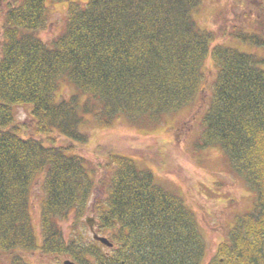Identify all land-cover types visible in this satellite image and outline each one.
I'll use <instances>...</instances> for the list:
<instances>
[{"label": "trees", "instance_id": "trees-1", "mask_svg": "<svg viewBox=\"0 0 264 264\" xmlns=\"http://www.w3.org/2000/svg\"><path fill=\"white\" fill-rule=\"evenodd\" d=\"M48 1L10 3L2 14L0 264H35L23 253L37 247L81 264H264V56L215 43L216 32L195 17L207 0H68L63 29L46 40ZM258 24L263 30L264 19ZM232 37L264 45L245 29ZM207 62L214 78L204 101ZM65 84L73 88L67 96ZM201 101L193 119L201 145L220 147L254 194L210 259L194 210L150 167L112 152L97 178L105 164L75 145L89 141L93 124L156 126ZM25 104L31 121H17ZM36 185L43 191L40 246L31 215ZM97 186L104 196L91 201ZM87 212L112 247L79 230L66 237L63 223L74 219L77 228Z\"/></svg>", "mask_w": 264, "mask_h": 264}, {"label": "rangeland", "instance_id": "rangeland-1", "mask_svg": "<svg viewBox=\"0 0 264 264\" xmlns=\"http://www.w3.org/2000/svg\"><path fill=\"white\" fill-rule=\"evenodd\" d=\"M20 1L0 0V46L3 39L1 27L3 10L8 4H18ZM261 1L207 0L205 5L195 13V17L202 27L216 32L215 43L239 45L238 47L243 50L264 56V45L257 48L254 44H242L233 37L231 39V34L245 29L259 34L264 43V29L262 30L258 24L259 20L264 19L262 14L264 9L261 7L264 0ZM68 4V0L48 1L49 19L46 28L40 31L44 39L52 38L63 29ZM205 77L201 85V96L204 101L210 97L212 90L214 69L211 62H207ZM72 91V86L65 84L62 94L67 96ZM202 101L200 105H193V108L189 107L190 109L168 116L165 121L156 126H138L125 119H119L109 127L93 124L90 130L86 129L89 131V141L76 142L75 145L78 152L91 158L95 163L105 164V168L98 169L97 178L104 176L109 169L106 164H109L107 160H109V153L112 152L134 157L143 168L150 167L157 183L182 195L186 203L194 210L205 239L207 259H210L220 241L225 238L229 223L234 220L235 212L250 207L254 201V194L245 180L231 169L220 147L204 148L201 145L199 138L201 125L193 119L204 109ZM30 110L29 104L19 106L15 113L16 120L31 121ZM55 138L66 142V139L59 135ZM103 188L95 187L91 201L97 196H104ZM42 193L39 185H36L31 197V215L38 246L42 244L40 229ZM88 216L96 217V214L87 212L83 220L77 223V228H74L76 226L74 219L64 222L66 237L78 235L79 230L84 237L94 239L93 232L86 221ZM97 226L96 221V230ZM97 232L107 235L102 231L97 230ZM23 254L28 262L35 264H63L65 259H72L66 253L43 254L39 247L25 250Z\"/></svg>", "mask_w": 264, "mask_h": 264}, {"label": "water", "instance_id": "water-1", "mask_svg": "<svg viewBox=\"0 0 264 264\" xmlns=\"http://www.w3.org/2000/svg\"><path fill=\"white\" fill-rule=\"evenodd\" d=\"M86 220H87V223L89 224V226L91 227V230L94 232V234H93L94 239L101 241L103 244H105L107 246H113V242L109 239V237H107L106 235H101V234L95 232V229H94L95 219H94V217L88 216L86 218ZM64 264H79V263L77 261L71 259V258H68V259L64 260Z\"/></svg>", "mask_w": 264, "mask_h": 264}, {"label": "bare ground", "instance_id": "bare-ground-1", "mask_svg": "<svg viewBox=\"0 0 264 264\" xmlns=\"http://www.w3.org/2000/svg\"><path fill=\"white\" fill-rule=\"evenodd\" d=\"M109 239H110V237H109ZM111 240V239H110ZM112 241V240H111ZM113 242V241H112ZM113 245H114V243H113ZM108 247H112V246H108ZM73 260H75V259H73ZM75 261H77V260H75ZM78 262V261H77ZM79 263V262H78ZM63 264H64V261H63ZM79 264H81V263H79Z\"/></svg>", "mask_w": 264, "mask_h": 264}, {"label": "flooded vegetation", "instance_id": "flooded-vegetation-1", "mask_svg": "<svg viewBox=\"0 0 264 264\" xmlns=\"http://www.w3.org/2000/svg\"><path fill=\"white\" fill-rule=\"evenodd\" d=\"M1 16V15H0Z\"/></svg>", "mask_w": 264, "mask_h": 264}]
</instances>
